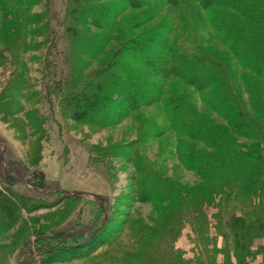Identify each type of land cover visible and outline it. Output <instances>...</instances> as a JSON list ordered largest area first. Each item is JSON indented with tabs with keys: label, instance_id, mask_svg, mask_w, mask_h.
Returning <instances> with one entry per match:
<instances>
[{
	"label": "rangeland",
	"instance_id": "374dc122",
	"mask_svg": "<svg viewBox=\"0 0 264 264\" xmlns=\"http://www.w3.org/2000/svg\"><path fill=\"white\" fill-rule=\"evenodd\" d=\"M29 1L0 0V264H264V230L236 239L229 226L258 216L232 147L258 133L245 139L231 107L263 125L264 81L226 38L264 13L258 0H237L245 14L198 0ZM164 33L222 68L206 83L162 77L163 62L140 58Z\"/></svg>",
	"mask_w": 264,
	"mask_h": 264
},
{
	"label": "trees",
	"instance_id": "16d2710c",
	"mask_svg": "<svg viewBox=\"0 0 264 264\" xmlns=\"http://www.w3.org/2000/svg\"><path fill=\"white\" fill-rule=\"evenodd\" d=\"M26 1L30 3L29 0H26ZM120 1L127 3L128 4L126 6L127 8L138 9V8L144 7L149 2H159L160 0H120ZM184 2H186V0H167V4H169L170 6H174V4L175 6H178L179 4H182ZM198 3L200 4V6L204 8H210L213 6L214 7L215 6L225 7V8L233 10L235 13L238 12L239 14L249 13L250 11L252 12V10L249 9L250 7L248 6V4L245 5V7L244 6L242 7L241 5H238L239 3L237 2V0H198ZM257 8H260L262 12H264V0H258ZM251 12H250L251 19L249 20V22L247 21L244 24L233 25L231 27L229 31V35L233 38L234 41L229 37L228 34L226 38L229 40L228 42L230 44L229 49L231 51V54L235 58H237L240 55V53L246 56L247 58L244 59V58H241L242 56L240 55V62L245 64L244 65L245 68L253 70L254 72H259V74L261 72L260 75L264 81V13L263 14L260 12L255 13V11H253L252 13ZM223 20H224V17H223ZM67 21L68 20H66V24L68 23ZM73 24L75 25V23ZM110 25L111 23L109 22L108 27H104V29H102L103 32L112 33L113 29L111 28ZM170 30L171 28L169 29V31ZM73 35H75V38L77 39L80 38V33L79 31H77L76 28L74 29ZM158 39H159L158 41L160 42L159 48L158 47L152 48V51L148 54V56L147 54H145L140 59L143 60L145 58L144 61L154 60L156 62L157 61L163 62L164 65L166 66L164 69L167 73H165V75H162V77L168 78V77L173 76L176 78L183 77L184 79H187L188 77L189 78L187 79L188 81L197 80V81H203L206 83L213 78L212 77L213 73L219 72L220 69L222 68V66L218 65L216 62L211 61L212 59L209 60V57L205 52H203L202 50L200 51L197 48H194V50L190 52L189 50H182V49L181 50L179 49L177 51V48L174 42L169 40L168 34L166 33H164V36H161V35L158 36ZM230 39L233 42L230 41ZM53 41H54V38L52 37L48 39L49 49L53 47L52 45ZM144 42L137 41L135 43L136 45L134 46L135 51L137 50V52H140L139 51L140 49L146 50L148 46L146 43L144 44ZM122 46L125 47L126 43L122 42ZM151 46H154L153 43L150 45V47ZM157 50H158V53H153L155 51L157 52ZM136 57L137 56L133 57V61L137 59ZM167 61L169 62V64L167 63ZM174 63L178 64L177 66L176 65L175 66H176V69H179V70H176V69L174 70L175 66L172 65ZM197 65H200V67ZM166 68L168 69L166 70ZM195 68L197 69L195 70ZM199 69H202L204 71L203 72L204 74L203 73L197 74V70ZM190 75L193 76V78ZM132 79L133 81L132 80L131 81L133 83L129 81L130 83H132L130 84L131 87L130 86L129 87L132 89L138 88L136 84H138L139 82L138 83L135 82L138 79L136 78V74L132 76ZM116 83H120L119 79H115L114 84ZM119 85L120 84H116L115 87H112V88L115 90V88L116 89L119 88ZM112 88L107 89L106 93L103 94L104 99H103V102L101 103V106L107 105V103L105 102L106 101L105 98L108 99L109 94H112L111 93L113 92ZM73 90L74 92L72 93L62 94V98L67 101L77 100L78 95L82 92L81 91L82 88L76 85V88ZM141 90L143 89L139 88V91ZM94 94L95 93L93 92L91 95H89L88 101L92 102L91 100H93L95 104L96 101H94V96H95ZM133 99H134L133 107H135V104L136 106H138V102H140L139 98H136V96L134 98L133 96ZM160 100H161V97H160ZM80 107L82 108V110L80 109ZM90 108H93V106H90ZM90 108L88 104L87 105L81 104V106H77L76 111L86 112L88 115L92 113V111H89ZM231 108L235 109L237 117H238V122L237 123L236 121L233 122V125L243 132V136L245 139L246 138L248 139V137L256 138V135L253 136L252 134L258 133V138L255 139L254 142H252V144L246 145V146H235V145L232 146L234 149H238L237 154H239V157H241V160L243 161V163H245V168L247 170L245 171L246 173L245 175H247L245 179L247 178L248 181L245 184H243L244 185L243 194L247 195L246 198L251 202V205H254V208H256L257 210L256 215H258L256 217L257 220H254V222L251 225L249 223H244L243 221L242 223L238 222L237 220L233 221L231 220L232 218H230L229 221L232 225L229 224V226H231L236 239L238 238V236L240 239V238H243V236H240L241 232H237V229H241V227L244 229L246 228L244 230L245 233L248 232L251 226L256 227L255 229L258 233L259 231L261 232V229L264 230V212H262L261 205H260L261 199L264 196V124L261 125L259 122L257 123L256 120L248 116V114L245 113L244 110L242 111V113H240L239 112L240 108L238 110L237 105L236 106L232 105ZM256 124L259 125V131L255 130ZM178 128L179 130L183 131V129H181L180 127ZM238 250H239V253L241 251L244 254V256L247 257L249 253L247 246H245L242 243L241 247L240 246L238 247ZM227 253L229 254V250L227 251Z\"/></svg>",
	"mask_w": 264,
	"mask_h": 264
}]
</instances>
